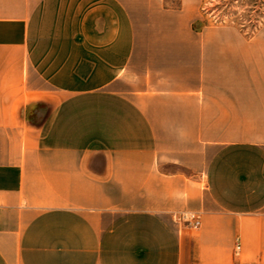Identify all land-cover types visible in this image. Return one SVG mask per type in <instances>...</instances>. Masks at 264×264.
<instances>
[{"label": "crops", "instance_id": "obj_1", "mask_svg": "<svg viewBox=\"0 0 264 264\" xmlns=\"http://www.w3.org/2000/svg\"><path fill=\"white\" fill-rule=\"evenodd\" d=\"M198 15L0 0V264H264V25Z\"/></svg>", "mask_w": 264, "mask_h": 264}, {"label": "rangeland", "instance_id": "obj_2", "mask_svg": "<svg viewBox=\"0 0 264 264\" xmlns=\"http://www.w3.org/2000/svg\"><path fill=\"white\" fill-rule=\"evenodd\" d=\"M179 6L181 0H168ZM199 11L196 26H230L250 34L264 25V0H190Z\"/></svg>", "mask_w": 264, "mask_h": 264}, {"label": "built area", "instance_id": "obj_3", "mask_svg": "<svg viewBox=\"0 0 264 264\" xmlns=\"http://www.w3.org/2000/svg\"><path fill=\"white\" fill-rule=\"evenodd\" d=\"M170 217L175 223L192 229H197L200 225V214L196 211H174L170 213Z\"/></svg>", "mask_w": 264, "mask_h": 264}, {"label": "trees", "instance_id": "obj_4", "mask_svg": "<svg viewBox=\"0 0 264 264\" xmlns=\"http://www.w3.org/2000/svg\"><path fill=\"white\" fill-rule=\"evenodd\" d=\"M193 26H194L195 28L197 27V26H196V22H194V25H193Z\"/></svg>", "mask_w": 264, "mask_h": 264}]
</instances>
